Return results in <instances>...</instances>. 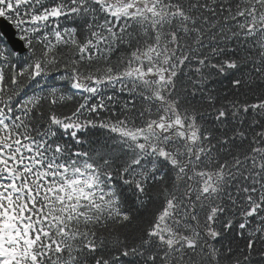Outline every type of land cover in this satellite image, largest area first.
<instances>
[{"label": "snow or ice", "instance_id": "obj_1", "mask_svg": "<svg viewBox=\"0 0 264 264\" xmlns=\"http://www.w3.org/2000/svg\"><path fill=\"white\" fill-rule=\"evenodd\" d=\"M0 264H264V0H0Z\"/></svg>", "mask_w": 264, "mask_h": 264}]
</instances>
